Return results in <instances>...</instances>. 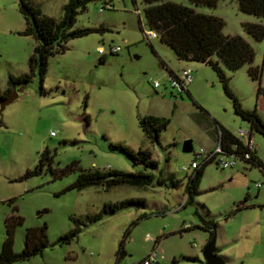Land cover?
<instances>
[{
	"label": "rangeland",
	"instance_id": "1",
	"mask_svg": "<svg viewBox=\"0 0 264 264\" xmlns=\"http://www.w3.org/2000/svg\"><path fill=\"white\" fill-rule=\"evenodd\" d=\"M67 1L30 0L42 14L55 19L62 16ZM173 2L191 6L189 0ZM222 2L213 8H197L218 13L224 20V34L241 35L250 43L254 49L251 65L261 68L260 79L248 74V64L231 70L217 55L212 60L223 68L241 106L255 108L264 121V38L254 39L242 25L247 19L264 25V17L240 11L237 0ZM145 6L142 0H88L73 27L103 29L69 39L65 51L49 57L41 82L37 69L31 71L29 66L35 39L21 33L26 23L18 2L0 0V89L7 88L9 75L33 74L27 84L14 88L17 96L0 109V251L6 236L4 220L9 215L23 217L14 229V252L24 248L29 228L46 225L49 241L41 253L11 264H133L152 249L154 239L162 264H206L202 249L210 233L201 224L210 219L217 223L215 245L225 264H264V174L257 166L238 163L221 168L211 160L194 201L184 204L185 183L193 170L182 168L199 148L214 147L213 128L217 132L219 124L240 136L238 129L250 125L234 111L232 99L209 64L178 59L159 36L150 41L144 38L149 29ZM99 46L120 49L107 52L100 62ZM163 62L173 70L182 64L192 68L191 96L171 87ZM155 80L160 83L157 87ZM146 114L170 119L159 143H152L139 126L138 117ZM205 114L214 125L208 124ZM189 139L193 148L184 151ZM253 140L263 160L264 135L254 130ZM114 142L135 151L149 149L158 162L153 173L174 177L179 183L166 186L154 180L142 187L117 184L109 189L100 185L65 189L83 169H145L113 148ZM45 147L53 153L51 167L22 177L34 168ZM72 162V169L56 173ZM130 197L143 198L145 206L104 215L81 225L68 242L58 241L74 227L73 218ZM238 205L243 206L235 211ZM121 249L124 254L117 260Z\"/></svg>",
	"mask_w": 264,
	"mask_h": 264
},
{
	"label": "trees",
	"instance_id": "2",
	"mask_svg": "<svg viewBox=\"0 0 264 264\" xmlns=\"http://www.w3.org/2000/svg\"><path fill=\"white\" fill-rule=\"evenodd\" d=\"M146 3L143 9L144 17L149 29L158 31L159 37L166 42L174 51L178 59H187L204 62L209 64L216 72L221 81L225 93L232 99L234 111L242 119L249 122L250 128L264 135V121L259 116L257 110L243 108L235 94L228 85V77L218 61L212 60V55H217L219 60L231 70H236L248 64V74L254 79H260L261 68L252 66L254 58V49L250 43L241 35L224 34L222 29L224 20L222 17L204 13L196 10L198 6L215 7L218 0H189L191 6L173 2L171 0H142ZM18 8L23 14L26 26L21 31L23 34L32 35L35 39L33 52L29 56V66L31 71L35 68L38 71L40 81L42 82L48 69V59L51 55L63 52L66 49V43L69 39L80 37L87 33L97 31L101 28L95 27H73L79 11L86 8L88 0H68L63 5V13L59 19L46 16L41 11L31 5L30 0H17ZM238 9L244 13L253 14L257 17H264V0H237ZM109 5V4H107ZM245 31L256 40L264 38V25L258 22L244 21L242 23ZM104 55L99 61H104ZM169 73H173L163 62ZM21 73L19 75H9L8 86L0 96L5 97L17 86H24L32 77V72ZM191 96L189 90H186ZM260 91V86L258 87ZM87 95L84 102L86 103ZM194 103L201 109L203 108L194 100ZM204 112H206L204 110ZM139 126L145 136L152 143H159L161 132L170 122L169 118L146 114L138 117ZM220 131L221 144L229 146L231 143L242 145L239 136L232 134L221 125H217ZM116 148L126 153L133 163H142L145 169L135 171H124L120 169L98 168L80 170L77 177L65 189H82L91 185H100L105 189L117 184H128L133 186H147L155 180L159 185L175 186L179 180L174 177L156 176L152 170L157 168L158 162L152 157L149 149L139 148L133 150L121 142L111 143ZM259 160H257L258 162ZM53 162V153L48 147H45L39 154L37 163L33 169H28L22 177L40 174L45 167H51ZM210 161H203L193 173L188 175L185 183L186 199L184 204L192 203L198 193V187L202 178L204 168ZM72 162L60 169L57 174H64L73 168ZM255 166V165H254ZM145 206V200L141 197L125 198L116 202H106L102 208L93 214H86L83 218H73L74 227L59 237L58 241L72 239L80 231L83 224L96 222L104 215L116 213L131 206ZM243 205H238L236 210L241 209ZM140 214L130 225L136 223L137 219L145 216ZM23 221L22 216L9 215L5 218L6 236L2 243L0 251V264H11L18 259H25L37 253H41L43 248L49 244L46 235V225L42 227L29 228L25 235V246L21 252L13 251V235L15 226ZM217 223L210 220H202L201 227L208 230L210 235L215 232ZM130 229L127 230V233ZM124 254V249L119 250L117 260ZM116 264V263H115Z\"/></svg>",
	"mask_w": 264,
	"mask_h": 264
},
{
	"label": "built area",
	"instance_id": "3",
	"mask_svg": "<svg viewBox=\"0 0 264 264\" xmlns=\"http://www.w3.org/2000/svg\"><path fill=\"white\" fill-rule=\"evenodd\" d=\"M106 6H109L106 4ZM158 31L154 29H148L144 31V38L148 41L150 39L158 37ZM120 49L119 46H110L107 50L103 46L98 47V52L102 55L107 52H117ZM193 80V70L188 66L182 67L177 72L169 73V81L172 88H176L178 92L182 93L188 89V85ZM160 83L155 80L153 86L157 87ZM217 142L214 147L208 150H205L203 147L195 151L193 158L190 164L186 167H183L182 170L186 168H191L193 171L199 166L198 162L200 161H211L215 160L217 165L221 168L224 167H234L238 163H244L246 165L257 166L262 173L264 174V159H259L256 154V143L253 140V130L249 127L248 129L239 128L238 133L244 139H242V145L236 143H231L229 146H223L221 144L220 131L217 129ZM51 134L54 135L55 132L51 131ZM257 160H259L257 162ZM257 186L261 185V182H256ZM154 244L152 249L140 260L133 264H162L160 261V256L157 251V240H153Z\"/></svg>",
	"mask_w": 264,
	"mask_h": 264
},
{
	"label": "water",
	"instance_id": "4",
	"mask_svg": "<svg viewBox=\"0 0 264 264\" xmlns=\"http://www.w3.org/2000/svg\"><path fill=\"white\" fill-rule=\"evenodd\" d=\"M16 96L17 94L14 89L5 97L0 96V109H3L5 105L12 101ZM192 148V141L190 139L186 140L183 145L184 151H191ZM215 242L216 233L214 232L212 235H210L208 241L203 246L202 252L204 261L206 264H225L223 257L217 253Z\"/></svg>",
	"mask_w": 264,
	"mask_h": 264
},
{
	"label": "crops",
	"instance_id": "5",
	"mask_svg": "<svg viewBox=\"0 0 264 264\" xmlns=\"http://www.w3.org/2000/svg\"><path fill=\"white\" fill-rule=\"evenodd\" d=\"M172 1H175V0H172ZM222 1H224V0H220V1H218V3H217V5H219L220 3H223ZM178 3V2H177ZM183 4V3H182ZM196 10H198V11H201V10H199L198 8H196ZM201 12H204V13H206L207 11H201ZM213 14H215V15H218V16H220L218 13H213ZM245 21H252V22H258V21H255V20H245ZM228 35H231V34H228ZM105 55V54H104ZM167 66V65H166ZM180 66H182V67H184L185 65L184 64H182V65H180ZM168 67V66H167ZM182 67H180L178 70H180ZM169 69H171L173 72H177L178 70H173L171 67H168ZM0 91L2 92L3 90H1L0 89ZM205 117H206V119H208L207 121H208V124H212L213 123V125H214V121L212 120V118H210V116H207L206 114H205ZM214 127V126H213ZM214 130V133H213V136L215 137V139H216V137H217V133H216V127H214L213 128ZM218 129V128H217ZM212 148V147H211ZM211 148H209V149H211ZM256 154H257V156H258V158L259 159H261V157L259 156V153H258V148L256 147Z\"/></svg>",
	"mask_w": 264,
	"mask_h": 264
},
{
	"label": "flooded vegetation",
	"instance_id": "6",
	"mask_svg": "<svg viewBox=\"0 0 264 264\" xmlns=\"http://www.w3.org/2000/svg\"><path fill=\"white\" fill-rule=\"evenodd\" d=\"M217 252H218V250H217Z\"/></svg>",
	"mask_w": 264,
	"mask_h": 264
}]
</instances>
